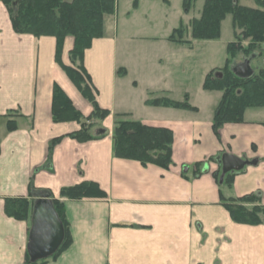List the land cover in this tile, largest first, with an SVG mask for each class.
I'll use <instances>...</instances> for the list:
<instances>
[{"label":"crops","instance_id":"obj_1","mask_svg":"<svg viewBox=\"0 0 264 264\" xmlns=\"http://www.w3.org/2000/svg\"><path fill=\"white\" fill-rule=\"evenodd\" d=\"M204 1L195 0L193 7L199 3L200 8L190 23L200 18ZM237 3L258 8L254 0ZM118 6L117 2L115 13L104 17L102 37L92 41L83 57L97 104L109 115L94 122V134L102 137L80 143L67 136L79 131L80 123L52 120L54 85L84 118L92 111L56 62L55 38L15 33L0 3V264H24L34 204L53 198L63 203L70 244L37 264H264V224H237L221 203L256 195L264 206V105L246 108L240 122L226 123L215 134L213 118L222 92L204 90L203 82L209 72L222 67L203 72L200 101L175 99V89L180 92L185 85L174 84L171 72L157 71L163 60L152 58L147 49L132 61L120 54L124 28L119 29ZM126 6L131 11L124 13V22L139 11L147 16L157 10L164 16L165 26H158L163 36L140 40L166 41L186 53L194 41H210L185 36L183 43L169 41L180 25H166L169 0H133ZM229 16L231 36L226 47L235 41L231 15L225 21ZM72 45V37H67L61 54L65 65L70 64ZM248 60L253 74L264 69V54ZM256 60L260 65L253 68ZM156 99L186 100L192 109L149 103ZM118 115L169 130L173 164L164 169L115 157L112 131ZM59 137L48 157L49 142ZM225 154L246 163L242 170L227 173L232 175L230 185L224 184L227 174L220 179ZM81 182L96 183L104 195L61 197L63 189ZM6 199L27 200L28 217H9Z\"/></svg>","mask_w":264,"mask_h":264},{"label":"trees","instance_id":"obj_2","mask_svg":"<svg viewBox=\"0 0 264 264\" xmlns=\"http://www.w3.org/2000/svg\"><path fill=\"white\" fill-rule=\"evenodd\" d=\"M195 0H182L185 13L189 12ZM257 9L242 7L237 0H205L199 19L190 23L191 37L195 40H214L220 35L221 22L227 15L232 17V27L235 30V41L226 47L227 59L221 69L209 72L203 82L206 91H221L222 98L215 110L213 130H218L226 123H238L246 108L264 105V69L248 78L236 76L232 68L239 62L237 54H242V60L259 56V49L264 51V0H254ZM7 9L12 28L15 33L31 35L35 38L53 37L56 40L55 60L65 72L70 81L87 99L92 111L87 118L75 109L70 99L57 86H53L51 114L55 123L77 122L81 129L67 135L77 142L84 143L96 140L103 135L94 134V122L103 121L109 112L102 109L96 101V91L91 84L89 75L83 66V57L91 47L94 39L103 35L104 17L115 13V0H0ZM186 29L180 24L168 40L183 43ZM72 37L73 45L69 51V65L61 61L64 41ZM248 40V46L243 49L241 42ZM261 55V54H260ZM151 105H166L173 108L192 109L187 101L174 102L156 99ZM113 155L117 158L135 160L142 165L152 164L161 168H169L171 159L172 133L165 128H152L136 121L125 119L118 115L112 131ZM62 137L52 139L48 144V157ZM232 175L227 174L224 184L230 185ZM31 192L33 187L31 185ZM104 192L93 182H81L61 191V197L82 199L101 197ZM51 206L64 228V241L59 250L52 256H57L70 244L68 224L63 203L50 199ZM36 203V202H35ZM223 207L229 213L231 220L237 224L256 226L264 224V207L256 195L244 196L238 199L221 200ZM248 208V205H254ZM29 202L25 199H6L5 213L17 220L28 217ZM262 215V218L260 217ZM41 261H31L25 254L24 264H37Z\"/></svg>","mask_w":264,"mask_h":264},{"label":"rangeland","instance_id":"obj_3","mask_svg":"<svg viewBox=\"0 0 264 264\" xmlns=\"http://www.w3.org/2000/svg\"><path fill=\"white\" fill-rule=\"evenodd\" d=\"M118 2V25L121 31L124 28L125 34H130L129 38H124V32L120 41V54L124 52L123 57L128 60H135L136 56L140 54V50H146L153 54L152 58L158 57L163 60L162 68H157L158 72L166 73L171 72L174 84L183 82L185 89L175 93L173 97L175 99H188V101H200L199 92L202 90V75L203 72L210 68L223 67L226 59V44L231 36V24L230 16L225 21L223 34L219 35L217 39L210 41H194L192 49L189 52H177L176 48L172 45H167L166 41H151L149 39L140 40L139 37H162L164 31L158 29V26L163 23V18L159 11L154 10L153 14L143 15L140 11L138 15L134 16L128 22L124 16V13L131 11V8H127L126 2L133 0H115ZM171 8L168 9L166 25H173L177 27L182 24L185 29V38L193 40L191 37L190 19L197 14L200 4L196 3L195 6L187 13L184 12L181 5L182 0H169ZM157 7V6H156ZM142 10V9H141ZM153 12V11H152ZM153 15V16H152ZM155 25L157 28H155ZM165 24L162 26L164 27ZM154 42H157L154 44ZM248 40L241 42L242 48L245 49L248 46ZM258 54H264L263 49H259ZM134 57V58H133ZM184 59V62L177 63L176 61ZM171 61L170 64L168 62ZM236 61H242V54H237ZM132 65V63H131ZM253 68L258 67L260 64L257 60L251 63ZM134 66H132L133 68ZM179 93V94H177ZM187 95V96H186ZM184 101V100H183ZM254 205H248V208H253ZM261 205V204H260ZM258 206V205H257ZM262 206V205H261ZM264 207V206H263ZM262 218V215H260Z\"/></svg>","mask_w":264,"mask_h":264},{"label":"water","instance_id":"obj_4","mask_svg":"<svg viewBox=\"0 0 264 264\" xmlns=\"http://www.w3.org/2000/svg\"><path fill=\"white\" fill-rule=\"evenodd\" d=\"M250 61L234 65L233 73L240 78H248L253 72L249 65ZM246 163L234 156L223 155L221 168L223 176L230 172H238L243 169ZM64 241V228L54 212L48 199L38 200L33 207L32 227L27 243V253L31 261L36 262L53 256L61 247Z\"/></svg>","mask_w":264,"mask_h":264}]
</instances>
